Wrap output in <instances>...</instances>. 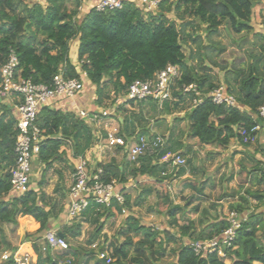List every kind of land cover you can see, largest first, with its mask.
I'll list each match as a JSON object with an SVG mask.
<instances>
[{
	"label": "trees",
	"instance_id": "16d2710c",
	"mask_svg": "<svg viewBox=\"0 0 264 264\" xmlns=\"http://www.w3.org/2000/svg\"><path fill=\"white\" fill-rule=\"evenodd\" d=\"M258 2L264 6V0H162L155 12L143 13L130 0H125L120 9L105 12L96 11L89 5H83L82 10H78L77 0H0V64L13 51L18 58L20 75L33 83L50 85L53 77L60 72L65 77H79L77 65L69 57L70 42L77 39L76 57L86 75L83 92L87 89V83L95 86L97 104H102L105 78L115 83L117 92L125 94L133 80L150 78L156 71L172 64L180 69V78L172 91L177 99L176 108L179 102L192 97V94L186 97L182 95V85L195 83L203 93L218 86L208 73H200L196 66L188 62L182 50L183 43L187 38H192L204 57L213 51L214 36L220 33L221 26H226L233 34H244L239 39H245V35L252 30V9ZM172 12H178L180 24L170 18ZM196 23L204 26L207 45H203L201 36L187 34L186 29L195 30ZM253 44L257 50L251 48L248 51L251 59L248 66H234L223 76L226 91L235 96L237 105L216 104L209 97H204L202 103L191 106L186 112L184 118L188 121V135L199 143L225 147L231 139L236 138L243 145H248L242 142L238 129H250L255 123L263 122L258 116V108L264 105V34L256 33ZM146 102L156 105L152 100ZM139 103L143 105L144 101ZM167 103H163L165 109L169 108ZM15 123L12 106L0 100V223L16 226L18 217L29 215L39 224L35 232L43 236L53 220L58 218L65 203L62 199L60 208H57V199L41 189L43 179L36 188H29L23 193L10 191V169L15 163ZM36 124L46 137L35 155L43 165L42 177L54 162L63 159L64 151L60 148L64 144L69 143L73 156L79 157L84 156L95 143L91 126L73 110L43 106L37 114ZM119 125V134L125 137L147 133L145 128L136 130L124 118ZM179 147V144L167 138L166 145L160 151L141 155L135 162L126 160L123 147H113L114 155L98 165L103 169L102 180H115L123 191V204L114 199L108 207L92 202L82 211L79 221L63 224L59 232L69 247L62 253H52L48 249L43 252L38 242L40 236L32 238L33 234L26 235L25 240L30 242L36 254L34 264H59L58 259L69 255L80 257L79 264H225L217 252L196 254L190 245L194 241L220 235L228 226L225 218H214L200 231L195 230L190 220L184 224L178 222L177 216L184 213L185 205L172 202L165 182L185 173L186 159L185 164L178 168L159 160L167 152H176ZM121 150L124 153L118 158ZM178 154L184 157L183 153ZM258 162L257 165H260ZM253 170L256 171L252 179L263 183L261 167ZM139 178H152L155 182L163 183L164 187L157 190L158 201H163L166 206L168 226L173 231L147 226L135 215L126 213L117 233L123 241L118 244L110 241L108 244L110 256L114 259L112 262L95 258L92 251L76 255L71 242L81 236L83 222L97 225L101 217L123 214L121 210L130 207V195L124 193L126 185L131 180L137 187ZM193 188L202 191L196 186ZM57 190L56 186L53 192ZM153 191V187H143L136 204ZM246 192L257 199L262 196L259 189ZM242 199L247 202L246 198ZM242 207L238 203L237 210L242 211ZM160 210L163 212L164 209ZM193 210L197 211V206ZM263 222L262 217L254 212L241 222L233 247L226 249L230 264H264V229L259 233ZM102 228L103 223L98 224L93 235L88 237V244L96 239ZM184 238L188 243L184 242ZM6 243L0 228V255ZM167 243L177 244V250L173 251V263L160 262L166 253ZM13 262L11 256L3 264Z\"/></svg>",
	"mask_w": 264,
	"mask_h": 264
},
{
	"label": "rangeland",
	"instance_id": "374dc122",
	"mask_svg": "<svg viewBox=\"0 0 264 264\" xmlns=\"http://www.w3.org/2000/svg\"><path fill=\"white\" fill-rule=\"evenodd\" d=\"M40 1V0H34ZM70 3V2H69ZM71 5V4H70ZM71 7V6H70ZM79 10V9H78ZM145 13V12H143ZM180 13V12H179ZM178 12H172L169 14L171 19H174L177 24H180V20L177 17ZM252 30L245 35V39L240 40L239 37L244 34H233L226 26L220 27V33L214 36L213 51L209 52V56L203 57L202 53H199L198 44H195L192 38H187V41L183 43L182 50L185 53L188 62L196 66L200 73H208L216 85L224 84L223 76L226 71H230L234 66L247 67L250 62L248 56L249 50L254 48L257 50L256 45L253 44L256 33L264 34V6L262 3H256L252 9V18L250 21ZM197 24V23H196ZM195 24V30L187 28V34L199 35L203 38V45H207L208 42L204 38V26L201 24ZM194 31V34H192ZM78 46V40L74 39L70 42L69 57L73 64L77 65V68L81 74L84 72L81 70L80 64L76 57V51ZM86 79V76L85 78ZM105 88L101 96V105L96 103L98 94L95 91V86L86 85L85 91L89 98L88 101L84 97H75V101L78 104L84 106L87 102L92 105L100 107L98 110H106L111 115L104 117H112L111 120H107V126L116 125L120 128L118 116L126 119L130 122L136 130H142L145 128L147 135H159L165 140L171 138V142L180 145L178 150L174 153H183L186 159L185 173L179 175L169 181L167 190H169V197L172 202H179V204L185 205L187 212L184 215H180L179 223L184 224L186 219L192 218V209L197 206V211L200 212V216H194L193 221L207 216L212 218H225L227 215L234 211L241 216H245V220L251 213H260L264 220V182L259 184L255 181L253 176L257 167L264 169V129L262 128L258 133L256 140L248 145H243L236 138L231 139L230 143L225 146H219L216 144H201L197 139L188 135V121L184 118L186 112L190 109V101L185 100L179 102L175 108V97L169 101L168 109L159 105H152L144 101V104L133 101H125L124 95L121 92H117V86L112 81L105 78ZM74 101V102H75ZM73 102V105H74ZM148 103V104H147ZM70 105V107H73ZM93 110L97 108L93 107ZM115 111V112H114ZM114 112V115L112 113ZM100 121V120H99ZM103 119L97 125H91L93 134L95 136V143L97 142L96 135L104 137L106 133L105 122ZM109 122V123H108ZM263 125V122L261 123ZM97 133H95V130ZM172 135V136H171ZM95 143L89 149V156L91 160L96 164L98 161H108L110 156L114 155V149L108 148L103 142H100L99 147H95ZM64 151V157L62 160H57L53 163L52 167L48 169L42 177L43 165H36L33 163L30 180L28 183L29 188H36L40 179L42 180L41 189L50 195L53 192V188L57 185L58 194L54 197L57 199V208H60L62 199L65 198L61 187L67 189V175L65 173L72 171V163L70 158L78 161V158L73 156L72 148L69 143L64 144L60 148ZM121 150L117 155L120 158L123 155ZM259 157V159H258ZM100 159V160H99ZM127 160V159H126ZM189 161V163L187 162ZM260 163H259V162ZM258 164L260 165H257ZM35 166V167H34ZM138 186L135 187L131 180L124 193L130 195V207H125V213L110 216L108 218L101 217L98 224L103 223L102 231L98 234L95 240L88 244L87 239L93 235L92 233L96 229L97 225L88 224L83 222L82 224V238H76L71 242L72 247L76 251V255H82L84 252L92 251L94 257L97 258V254L103 251L105 244L110 241L114 243H121L123 238L119 236L118 229L123 225L124 217L126 213L135 215L142 224L153 227L155 229H168V216L166 215V206L163 205V201H158L157 190L160 191L164 186L163 183L155 182L152 178H139ZM196 186L201 189V193L191 187ZM153 187L154 191L141 203L136 204V199L143 187ZM259 189L262 192L260 199H257L246 192V190L255 191ZM55 193V192H53ZM242 197L246 198L247 202H244ZM200 201V202H199ZM238 203H241L242 211L238 209ZM164 206V207H163ZM160 208H163L161 212ZM259 211V212H258ZM64 212L63 209L60 210ZM60 213V214H61ZM64 214V213H63ZM21 216L18 217V225L13 226L10 224L0 223V228L6 239L5 250L11 256L16 257V264H34L36 254L29 241L25 240V236L33 234L32 238H38L40 236L39 245L43 246L42 235L33 232L31 226H27L26 221ZM27 216L26 219H30ZM80 216L75 217L73 220L67 221V224H72L74 221H79ZM24 221V222H23ZM37 223V222H36ZM200 223V221H199ZM264 223V222H263ZM38 224V223H37ZM260 232L264 229L262 225ZM170 229V228H169ZM171 230V229H170ZM173 231V230H171ZM184 242L188 243L187 238H184ZM92 245H94L92 247ZM13 248H16L13 250ZM177 250V244H166V253L161 258V263H173L175 261V255L173 251ZM43 251V250H42ZM46 251V250H45ZM43 251V252H45ZM56 253V251H53ZM75 256V255H73ZM72 257V256H71ZM74 262H80V257H74ZM225 264H230V259L227 257L224 259ZM255 264H260L255 262Z\"/></svg>",
	"mask_w": 264,
	"mask_h": 264
},
{
	"label": "built area",
	"instance_id": "2783aa9c",
	"mask_svg": "<svg viewBox=\"0 0 264 264\" xmlns=\"http://www.w3.org/2000/svg\"><path fill=\"white\" fill-rule=\"evenodd\" d=\"M78 9L82 10L83 5L92 6L96 11L105 12L120 9L125 0H77ZM143 12H155L162 0H130ZM18 58L13 51H10L6 61L0 64V100H10L13 112L15 114L17 130L14 145L15 163L10 169V191L20 194L29 189L28 183L32 171L33 157L38 153L41 142L46 138L36 124L37 114L41 107L51 105L54 101L66 100L69 103L75 101V97L84 90V74L76 71L79 77H65L60 72L53 77L50 85L36 84L30 79L23 78L18 69ZM180 78V69L172 64H167L163 69L156 71L152 77L147 79H135L126 88L124 95L125 101H147L152 100L160 107L165 101L173 98L172 91L176 87V81ZM178 89V88H176ZM181 93L186 97L192 94L188 100L194 107L202 103L204 97H209L216 104H225L226 106H236L235 96L226 91L224 84L214 87L211 91L203 93L198 89L195 83L181 86ZM75 104V102H74ZM78 117L85 119L91 125H97L100 121L111 120L110 112L87 110L75 106L73 110ZM115 112V111H114ZM114 112L112 115H114ZM258 116L263 119V125L255 123L250 129L241 127L238 134L244 143H253L256 140L257 133L264 129V105L258 108ZM100 120V121H99ZM105 122V127L107 126ZM120 128L116 125L106 127L104 137L96 135L97 142L95 147H99L103 142L106 147H123L128 161L135 162L137 158L144 154H153L160 151L165 145L166 140L159 135L138 134L125 137L119 134ZM93 149V148H90ZM160 162H167L170 166L178 168L185 164V158L178 153L167 152ZM101 160L96 164L87 156H80L74 168L70 173V184L68 187L66 218L67 221L73 220L81 215L82 211L92 202L100 205L110 206L114 199L119 204H123V191L118 187L115 180L105 182L102 180L103 169ZM170 189L167 181L165 182ZM122 213H125L123 208ZM245 216L231 211L227 215L228 226L223 232L211 239L197 240L190 245L196 254H205L217 252L225 259L226 249L232 248L236 237V231L240 227ZM42 250H50L52 253H62L69 247V243L64 237L59 236L58 232L48 229L42 236ZM94 245H92L93 247ZM111 249L108 244L103 251L96 256L106 262H112L114 259L110 256ZM11 255L4 251L0 255V263L7 261ZM14 257L13 264H16ZM59 264H79L74 262V258L64 256L58 259Z\"/></svg>",
	"mask_w": 264,
	"mask_h": 264
},
{
	"label": "crops",
	"instance_id": "0c3cea01",
	"mask_svg": "<svg viewBox=\"0 0 264 264\" xmlns=\"http://www.w3.org/2000/svg\"><path fill=\"white\" fill-rule=\"evenodd\" d=\"M76 69H77V67H76ZM87 92H82L80 95H78L79 97H84L85 99H87V101H88V98H89V96H88V94H86ZM3 100V99H2ZM5 102H8L9 104H10V106H12V103H11V101L10 100H7V99H5L4 100ZM148 104V103H147ZM70 105H73V103L71 102V103H69L68 101H66V100H62V101H54V102H52V104L51 105H49L51 108H55V107H61L63 110H75V106L76 107H78V108H84V109H87V110H93L92 108L93 107H95V108H97V110L96 109H94L95 111H100V110H98V108L100 109V107H98L97 105H92V104H89V102H87L86 103V105H84V106H82V105H80V104H78V102H76L75 101V104L73 105V107H70ZM123 120V118L122 117H119L118 116V121H122ZM105 121H107V120H104V121H102V123H104ZM109 123V122H108ZM95 130V129H94ZM95 133H97V131L95 130ZM89 150H87L86 151V153H85V155L84 156H87L89 159H91V156H89V152H88ZM258 159H259V157H258ZM70 160H71V163H72V168H74V164H76V160L75 159H71L70 158ZM100 160V159H99ZM99 162V161H98ZM102 163H104V161H101ZM33 163L34 164H36V165H42L38 160H37V158H36V156H34L33 157V161H32V165H33ZM97 163V162H96ZM35 167V166H34ZM71 170H73V169H71ZM261 172H264V169L261 167ZM70 173H71V171L70 172H67V173H65L66 175H67V189L65 188V189H63V187H61V192H63V194L65 195V198H64V203H65V205H64V214L63 213H61V214H59V216H58V218L56 219V220H53V222H52V224H51V226H50V228L49 229H53V230H55V231H57V232H59V229H60V227L63 225V224H67L66 222V220H67V218H66V211H65V209H66V203H67V194H68V187H69V184H70V180H69V178H70ZM169 184V183H168ZM129 184H127L126 185V187L128 186ZM57 186V185H56ZM55 186V187H56ZM54 187V188H55ZM187 187H191V188H193V186H187ZM54 188L52 189V190H54ZM199 193H201V192H199ZM58 194V192L56 191L55 193H51L50 194V196H56ZM200 202V201H199ZM175 204H179V202H175ZM192 211H193V213L191 212L190 214H192V218H190V219H186V221H184V223H187V221L188 220H190V221H192L193 222V227L195 228V230L196 231H200L201 229H203V228H205L206 227V225L209 223V222H213L214 221V218H212V217H210V216H207V218H203L202 216L201 217H199V219H197L196 221H193L194 219H193V217L194 216H200V212H198V211H194L193 209H192ZM185 212H187V209L185 208V211H184V213H180L178 216H177V218H179L180 217V215H184L185 214ZM259 212V211H258ZM259 215H260V213H258ZM27 216H29V215H26L25 217H22L23 218V220L24 221H26V225L27 226H31V228H33V232L34 231H36L37 230V228L39 227V224H37L36 223V221L31 217V216H29L28 218H30V219H26L27 218ZM261 216V215H260ZM21 218V217H20ZM23 221V222H24ZM199 221H200V223H199ZM178 222H179V219H178ZM180 224V223H179ZM80 238H82V236L81 237H79V239ZM109 244V243H108ZM106 245V244H105ZM4 262H1L0 264H3ZM22 264H25V263H22ZM27 264V263H26Z\"/></svg>",
	"mask_w": 264,
	"mask_h": 264
},
{
	"label": "water",
	"instance_id": "95a60500",
	"mask_svg": "<svg viewBox=\"0 0 264 264\" xmlns=\"http://www.w3.org/2000/svg\"><path fill=\"white\" fill-rule=\"evenodd\" d=\"M58 235L63 237V235H62V233H61V232H58Z\"/></svg>",
	"mask_w": 264,
	"mask_h": 264
}]
</instances>
